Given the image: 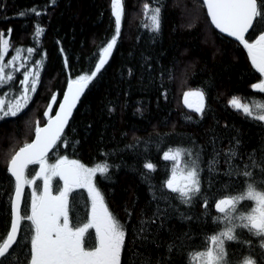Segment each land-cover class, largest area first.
Returning <instances> with one entry per match:
<instances>
[{
    "label": "trees",
    "instance_id": "obj_1",
    "mask_svg": "<svg viewBox=\"0 0 264 264\" xmlns=\"http://www.w3.org/2000/svg\"><path fill=\"white\" fill-rule=\"evenodd\" d=\"M145 3L149 4L147 13ZM122 5L117 47L84 90L63 142L49 159L67 155L86 167L108 166V173L104 178L98 173L96 182L109 211L125 231L121 264H203L199 253L212 247L209 237L229 223L215 209L212 197L240 195L247 191L248 183L264 191V126L228 103L236 97L254 112L261 111L254 106L264 104V93L251 85L262 77L251 66L243 45L212 26L203 0H122ZM155 7L161 8L159 33L151 31ZM33 9L42 14L36 16ZM37 25L43 29L39 36ZM255 28L246 36L249 41L264 30V19H258ZM0 33L9 40L12 54L20 49L27 55L25 67L14 74V81L0 88V98L19 94L25 70L40 72L37 92L30 96L28 107L17 117L0 120L3 234L10 222V203L5 197L14 192L7 161L33 140L35 127L48 119L44 113L49 104L54 114L68 83L95 70L103 47L115 33L111 0H55L54 4L51 0H0ZM28 48L34 51L29 53ZM188 90L204 92L203 113L186 106L183 98ZM177 149L182 150L183 164L196 161L204 169L201 189L208 193L204 196L210 200L208 210L199 198L190 206L181 202L178 193L163 187L172 164L163 160V152ZM147 162L156 164L155 172L143 168ZM31 168L38 171L37 166ZM244 171H251L252 176H243ZM59 183L54 181V187ZM224 184L229 185L226 193L221 192ZM26 190V194L30 192L28 187ZM90 203L86 189L71 194L73 224L87 222ZM245 203L237 206L238 212H246ZM188 216L192 218L185 219ZM215 217L219 219L213 223ZM27 224L24 221L22 227ZM250 235L248 244L255 259L264 260L260 239ZM89 236L87 243L93 246L94 231ZM19 255L18 264H22L23 250Z\"/></svg>",
    "mask_w": 264,
    "mask_h": 264
},
{
    "label": "snow or ice",
    "instance_id": "obj_2",
    "mask_svg": "<svg viewBox=\"0 0 264 264\" xmlns=\"http://www.w3.org/2000/svg\"><path fill=\"white\" fill-rule=\"evenodd\" d=\"M54 4L55 0H51ZM207 7V15L211 24L220 33L234 38L247 50L255 70L264 77V30L259 31L254 39L249 41L246 34L250 30L256 31L255 22L264 19V0H203ZM145 13L149 10V4L143 5ZM36 16L42 13L33 9ZM161 8L155 7L150 16L151 31L159 33L161 27ZM111 14L114 17L115 33L110 41L102 49L100 59L95 65V70L89 75H81L68 84L63 101L59 104V110L54 116L49 117L52 104L48 105V111L44 116L49 117L47 123L35 127L34 139L23 144L15 151L7 161L6 172L13 178L14 192L5 199L10 203V222L5 233L0 234V264H18L20 252H24L22 264H121V252L125 244V231L121 224L109 211L105 203V197L98 188L96 177L101 178L108 173V166L97 164L95 167H86L77 159H70L67 155L60 156L55 162H49V153L62 143L65 128L69 124L73 109L83 95L84 90L97 77L98 73L108 62L113 49L117 47L118 38L121 36L122 16L124 7L122 0H111ZM21 16L25 13H20ZM43 29L37 25L36 34L39 36ZM0 33V88L14 81V73H20L24 64L16 66L19 53L5 63V54L9 49V40L3 38ZM27 51L32 53L33 48ZM36 61V65H40ZM6 69L9 71L6 72ZM131 74V70H129ZM40 82V72L27 69L22 73L19 81V94L11 98L6 104L5 99L0 98V120L8 117H17L30 101V93L37 92ZM252 89L264 93V79L251 85ZM5 97L8 92L3 93ZM191 98V99H190ZM56 96L51 100L56 102ZM205 94L203 91H189L184 93V102L187 107L196 113L205 111ZM229 105L242 110L247 118L253 121L264 122V104H256L254 107L261 111L254 112L248 104H242L233 97ZM78 143V142H77ZM240 142L237 141V144ZM191 156L190 152L186 153ZM182 150L164 151L163 160L171 161V175L167 178L163 187L171 193H178L181 202L192 205L199 198L208 210L209 199H204L208 193H202L201 172L196 161H185L181 165ZM31 166H37L35 171ZM119 167V166H117ZM143 168L149 172L156 171V164L147 162ZM211 171V169H209ZM245 177H251V171L242 173ZM59 184L54 187V181ZM42 181V183H37ZM30 189L25 193V188ZM212 185L209 183V188ZM76 189H86L91 200L90 218L82 225L73 224L70 220V196ZM228 184L221 186V192H227ZM215 209L223 213L228 220V226L219 235L209 237L212 247H208L204 253H199L203 258V264H230L225 260V243L239 240L237 230L247 229L248 233L259 238L260 247L264 248V191H257L252 183H248L247 191L240 195H225L224 198L215 199ZM241 201L254 202L250 211H239ZM22 202L27 203V210L22 211ZM233 216V213H237ZM188 216L185 219H191ZM219 217L213 219V223ZM240 221L236 223L235 221ZM24 221L28 224L22 227ZM90 230H94L95 244L86 247V236ZM243 243L242 240H240ZM19 244V247L17 245ZM25 244L29 247L25 248ZM171 251V246L169 247ZM264 258V253H261ZM244 264H256L250 258H245Z\"/></svg>",
    "mask_w": 264,
    "mask_h": 264
},
{
    "label": "flooded vegetation",
    "instance_id": "obj_3",
    "mask_svg": "<svg viewBox=\"0 0 264 264\" xmlns=\"http://www.w3.org/2000/svg\"><path fill=\"white\" fill-rule=\"evenodd\" d=\"M249 61L251 64L250 58H249ZM251 66H252V64H251ZM262 79H264V77H262ZM50 115H52L51 112L49 113V116ZM261 123L264 126V122H261ZM90 210L88 213V219L90 217ZM224 230H222V231H224ZM91 231H94V230H91ZM237 232L239 233V240L238 241H234V242H227L226 241V243H225V260L230 261V264H244L245 258H250L253 261H255L256 264H261V263L264 264V260H262V259L259 260L258 258L255 259V256L252 253L253 252L252 247H251V245L248 244V241L251 240V235H250V233H248L247 229H244V230L238 229ZM219 233H217L216 235H219ZM88 239H90V236L88 237V235H87L86 241H85L86 247H90V245H91V244L87 243ZM240 240H242L243 243H241ZM94 244H95V240H94L93 246H94ZM262 251L264 253V248L262 249ZM221 264H223V262H221Z\"/></svg>",
    "mask_w": 264,
    "mask_h": 264
},
{
    "label": "rangeland",
    "instance_id": "obj_4",
    "mask_svg": "<svg viewBox=\"0 0 264 264\" xmlns=\"http://www.w3.org/2000/svg\"><path fill=\"white\" fill-rule=\"evenodd\" d=\"M17 53H19V59L16 61V66H19L20 64H26V60H27V55H26V51H24V50H20L19 49V51H16V53L15 54H12V52H11V50H10V47H9V49H8V51H7V53L5 54V63L8 61V60H10L13 56H16L17 55ZM13 55V56H12ZM7 71H9V69H6V72ZM15 74V73H14ZM189 91H193V90H188V91H186V92H189ZM194 91H196V90H194ZM32 95V93H30V96ZM3 99H5V98H3ZM11 98H8L5 102H9V100H10ZM191 99V98H190ZM183 101H184V98H183ZM187 106V105H186ZM191 109V108H190ZM193 110V109H192ZM56 159H58V158H56ZM181 159V158H180ZM49 162H55V159L54 160H50L49 159ZM181 165H183V162L181 161ZM259 191V190H258ZM244 202H246L245 203V209H247L246 210V212L247 211H250V209H251V207H253L254 206V202H251V201H244ZM90 209H91V203H90V207H89ZM90 212H91V210H90ZM90 218V217H89ZM252 237H253V235H252ZM257 238V237H256ZM257 240H259V238H257Z\"/></svg>",
    "mask_w": 264,
    "mask_h": 264
},
{
    "label": "water",
    "instance_id": "obj_5",
    "mask_svg": "<svg viewBox=\"0 0 264 264\" xmlns=\"http://www.w3.org/2000/svg\"><path fill=\"white\" fill-rule=\"evenodd\" d=\"M205 9L207 10V7L205 6ZM209 20L211 21V19H210V17H209ZM214 28H215V26L214 25H212ZM216 29V28H215ZM216 30H218V29H216ZM219 31V30H218ZM251 31V30H250ZM222 34V33H221ZM223 35H225V36H227L226 34H223ZM248 34H246V36H247ZM228 37V36H227ZM230 39H232V40H235L234 38H232V37H229ZM69 84V83H68ZM67 89H68V85L66 86V88L64 89V94H65V92H67ZM63 97H64V95H63ZM63 97L61 98V100H60V103L63 101ZM59 103V104H60ZM78 103H79V101L77 102V105H78ZM59 104H58V106H57V108H56V110L54 111V114L53 115H50L49 117H51V116H54L55 115V112L56 111H58L59 110ZM77 105H76V107H77ZM76 107L73 109V112H72V116L70 117V119H69V121L71 120V118L73 117V115L75 114V110H76ZM49 117H48V119H49ZM48 119L46 120V122H44V124L41 126V127H43L46 123H47V121H48ZM67 127V126H66ZM66 129V128H65ZM34 135H35V133H34ZM34 139V138H33ZM54 150V149H53ZM52 150V151H53ZM51 151V152H52ZM50 152V153H51ZM49 153V154H50ZM26 188H25V193H26ZM23 205H24V202H22V208H23Z\"/></svg>",
    "mask_w": 264,
    "mask_h": 264
}]
</instances>
